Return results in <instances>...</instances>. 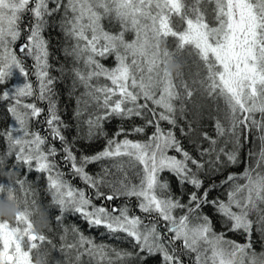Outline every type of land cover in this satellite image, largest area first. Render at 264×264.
<instances>
[{"label": "snow or ice", "instance_id": "6c2138e0", "mask_svg": "<svg viewBox=\"0 0 264 264\" xmlns=\"http://www.w3.org/2000/svg\"><path fill=\"white\" fill-rule=\"evenodd\" d=\"M58 15L61 31L74 41L65 49L73 60L67 70L72 90L82 86V96L89 98L84 103H94L97 110L83 121L86 132L79 131L78 123V136L89 144L105 140L102 150L94 154L81 151L78 157L73 151L76 138L70 142L62 131L67 125L59 115L56 78L49 71L48 41L43 36ZM209 15L214 23H209ZM105 18L115 20L120 30H105L101 23ZM128 33L133 34L131 40L126 38ZM169 38L175 51L168 46ZM185 50L196 58L198 69L191 85L183 78L185 63L178 58ZM28 59L33 61L31 69ZM104 59H113L114 66H105ZM170 61L181 67L175 76L165 70ZM17 73L23 78L21 84L11 83ZM33 75L38 87L31 82ZM101 78L105 83L99 82ZM196 92L222 100L229 121L228 128L219 120L215 123L217 136L229 138L223 147L217 146L216 138L202 134L209 147L199 150V159L184 149L174 131L160 127V121L177 127V111L187 119L185 101H191ZM81 99L77 98L74 114L78 120L84 111L79 107ZM174 101L180 102L179 109ZM0 103H6L12 120L0 129L4 143L0 168L12 160L7 171L17 176L14 182L0 181V200L13 198L20 209L13 221H0V264H34L33 250L41 256L39 264H51L48 253L39 249L43 243L56 248L45 234L33 232L31 210L40 208L47 217L48 212L38 199L29 198L20 170L46 174V190L51 203L58 206V223L65 213L79 214L90 228L102 227L111 238L131 244L130 250L109 248L81 234L77 244L65 246L68 249L84 248L108 264H147L157 256L160 264H184V256L193 264H264V252L257 253L253 243L264 237V0H0ZM112 118H139L144 124L120 127L109 136L103 122ZM33 123L46 125L48 135L33 130ZM147 127L154 128L147 139L129 138L145 134ZM253 129L260 134L261 145L257 154L249 153V161L258 155L255 167L249 162L242 173H229L220 181L222 187L228 185L226 199H209L215 183L204 188L199 174L206 166L217 173L236 165L241 138L247 139ZM195 131L191 121L187 129L180 127L186 136ZM61 153L69 174L79 178L91 194L65 178L68 174L56 160ZM102 161L110 164L103 165L100 173L86 171ZM165 172L178 189L193 188L186 202L184 193L173 192ZM18 191L25 193L23 199ZM133 198L144 216L132 214L127 201ZM114 200L125 202L111 204ZM205 207L219 217V231L203 212ZM228 233L241 234L244 242L228 239ZM259 242L264 245V240Z\"/></svg>", "mask_w": 264, "mask_h": 264}, {"label": "trees", "instance_id": "16d2710c", "mask_svg": "<svg viewBox=\"0 0 264 264\" xmlns=\"http://www.w3.org/2000/svg\"><path fill=\"white\" fill-rule=\"evenodd\" d=\"M210 7V6H209ZM211 16L209 15L208 21L212 23ZM59 15L53 17V26L48 28L44 31L43 36L48 41V51H49V64H50V74L51 76L56 78V83L54 85L55 90L58 94V110L59 115L61 116L67 128L62 129L63 134L67 137V139L71 142L73 138H76V146L73 151L79 157L81 151L87 154H94L105 145V140L103 138L94 140L92 143H86L84 140H81L78 136V123L79 129H82V132L87 131V126L83 123V121L87 120L90 114L95 113L97 110L95 108L94 103L85 104L84 101H87L89 98L87 96H82L85 92V89L82 86H78L75 92L72 90V76L71 73L67 70L70 69L73 65L72 58L67 57L65 55V49L71 47L74 41L65 37L63 32L61 31L57 21H59ZM29 20V16L25 15L24 23H27ZM104 19L101 21L102 27L111 32L110 28L103 25ZM114 24V23H113ZM23 27V25H22ZM116 28V27H115ZM116 30V29H114ZM118 31V30H116ZM113 32V31H112ZM133 34L128 33L127 37H132ZM169 41H172V38H169ZM23 41H21L22 43ZM18 46V45H17ZM175 51V49L173 50ZM182 62L185 63V66L182 68L184 73V79L191 85L192 79L196 78L195 74L198 71L196 67V58L191 55L187 50L181 53L178 57ZM30 60L26 61L27 66L31 69L29 64ZM105 66H108L109 59H104L101 61ZM177 63V62H176ZM178 64V63H177ZM179 65V64H178ZM83 67V65H79ZM180 67V65H179ZM181 69V67H180ZM181 71V70H180ZM180 71H177L179 73ZM34 77V76H32ZM31 77V80H32ZM100 83H105L104 80L101 78L99 81ZM174 82L179 85L180 78L176 77ZM33 85L35 86L36 82L32 81ZM95 83V81H94ZM199 87V85H197ZM179 91H183V88L180 87ZM81 102L79 104L80 109L84 110L83 115L79 117V120L75 117V111L77 109V98H80ZM31 102V101H29ZM143 103V101H140ZM177 109H179L180 102L174 101ZM186 104V117L187 119L181 118L179 111L176 113V117L178 120V125L175 128H172L165 121H160V127L165 130H172L174 131L177 139H179L187 151L194 157L199 159V150L201 148L209 147V143L207 140H203V133H207L209 136H212L217 139L218 147H223L225 142L229 139L227 135L225 136H217V131L215 128V123L217 120L225 127H229V121L226 117L225 112V105L223 101H214L211 98H208L205 95H202L201 92H196L194 96L191 98V101H185ZM40 107L46 108V105L41 103ZM85 107V109H83ZM158 111H160L158 109ZM257 115V119H259V114ZM9 115L6 112V103H0V129L9 125ZM192 122V127L196 130L190 136L183 135L180 132V127H184L187 129L188 122ZM144 121L139 118H134L132 120H118L116 118H112L110 120L103 122V130L107 135L111 136L118 128L123 127L126 129H130L135 125H143ZM33 130H38L41 132L42 135H48L46 131V125L43 123H33L32 125ZM154 132L153 127H147L146 132L143 135L135 134L131 135L129 138L132 140H145L147 139L148 135ZM259 133L253 129L251 133L247 136V139L241 138V147L239 151V162L227 168H224L222 171L213 173L211 171L206 170L202 171L199 175L200 178L203 180V187L207 188L209 185L215 183V189L210 192L209 199L219 197L220 199H226V194L228 190V185H224L223 187L220 184V181L224 179L229 173H242L245 167H247L248 163L251 162L253 167H255L256 161L258 159V155H253L251 161H249V153L257 154L260 149V139ZM51 140V137H49ZM55 147L60 149L61 144L59 141H55ZM232 145L229 143L228 148L230 149ZM4 149V143L0 141V152ZM79 149L80 151H78ZM170 155H178L174 151L169 152ZM61 156L58 155L56 157L57 161H61ZM126 159V158H124ZM207 159V157H205ZM12 160H8L5 170L10 169L12 167ZM110 164L109 161H102L99 163H93L86 168V171L92 175H96L100 173L101 167L103 165ZM61 169L68 175H66V179L70 180L71 184L74 187L85 189L86 192L89 194L92 193L91 189H88L87 186L79 179L72 177L70 173V169L68 167H64L63 162L60 163ZM112 172L115 175H120L116 173V169L113 168ZM129 175L132 176L131 170H129ZM164 177H167L171 181V188L174 193L180 194L184 193L183 201L186 202L188 199L187 193L193 191L191 186L185 185L183 188L178 189L176 185V181L174 178H171L170 174L165 172L163 173ZM20 178L25 179L26 183L24 185L25 189H29V198L30 199H38L39 203L43 206L45 210L48 212L49 217V227L43 231L47 237L51 239L53 244L56 245L55 250H53L52 245L48 243H43L39 249L41 253L47 252L48 253V260L51 264H95L93 258L95 255H89L84 248H71L68 249L65 246L68 244H77L79 241V237L83 234L86 238L94 240L97 245H105L109 248H117V249H131V244L125 240H116L111 238L109 234L106 233L105 229L101 228H90L87 222L79 215L75 213H65L62 222L56 221V216L58 213V206L53 205L51 203V196L46 190V174L38 173L36 171H32L31 174H27L26 171L20 170ZM135 179V177H132ZM17 176H15V180ZM0 181H7L3 177H0ZM243 183V181H240ZM203 190V189H202ZM201 190V191H202ZM106 191V189H105ZM18 196L21 199L24 198L25 193L18 191ZM125 201L124 200H114L111 204L115 205H122ZM96 205H100V200H94ZM129 207L132 210V214H137L140 216H144L145 214L140 213L136 208V200L133 198L132 200L127 201ZM110 206V205H107ZM203 212L211 216L213 222L216 224L219 221V217L213 214V210L211 207H205ZM177 216L180 215V211L177 210L175 213ZM255 217H253L254 219ZM78 229V231H73V229ZM216 230L219 231L220 227L216 226ZM163 231V230H161ZM123 236V234H117ZM228 239L235 240L237 242L243 243L244 237L239 233H228ZM259 240H264V237H260ZM258 239H254V247L257 253L264 252V245L259 242ZM63 249V250H61ZM33 259L37 258L38 264L41 260V256L37 255V250H33L32 252ZM184 262H191L193 260L189 256L183 257ZM147 264H160L159 257H155L149 259Z\"/></svg>", "mask_w": 264, "mask_h": 264}, {"label": "clouds", "instance_id": "9594fccd", "mask_svg": "<svg viewBox=\"0 0 264 264\" xmlns=\"http://www.w3.org/2000/svg\"><path fill=\"white\" fill-rule=\"evenodd\" d=\"M165 70L170 75L175 76L177 71H180L181 69L175 61H170L166 64ZM15 176V173H12L10 176L7 170L0 168V177H3L5 180L14 182ZM19 211L20 209L18 208L15 199L5 196L3 200H0V221H13ZM31 212L30 219L33 225V232L35 234L43 233V231L49 227L47 214L40 208H33ZM34 264H38L37 258L34 259Z\"/></svg>", "mask_w": 264, "mask_h": 264}, {"label": "rangeland", "instance_id": "374dc122", "mask_svg": "<svg viewBox=\"0 0 264 264\" xmlns=\"http://www.w3.org/2000/svg\"><path fill=\"white\" fill-rule=\"evenodd\" d=\"M211 21H212V23H214V21L212 20V18H211ZM114 23V24H113ZM103 25L104 26H108L109 28H110V30H111V32L113 31V32H118L120 29H119V24L115 21V20H112L111 22L109 21V19H107V18H105L104 19V22H103ZM116 27V28H115ZM114 29H116V30H118V31H116V30H114ZM132 34V33H131ZM133 38V36L132 37H128L127 39H129V40H131ZM168 46L170 47V48H172V50H174L175 49V47H174V44H173V42L172 41H169V44H168ZM17 48H18V46H17ZM30 60V62H29V64L30 65H32V63H33V61L31 60V59H29ZM72 62H73V60H72ZM108 67H112V66H114V60L113 59H109V62H108ZM80 67V66H79ZM34 76V75H33ZM32 77V76H31ZM32 81H35L36 82V84H35V86L34 87H38V82H37V80H36V77L34 76V77H32V80H31V82ZM105 82V81H104ZM11 83H14V84H21V83H23V78L22 77H20L19 76V74L17 73L15 76H14V78H13V80H12V82ZM33 84V83H32ZM83 109H85V107H83ZM10 117V116H9ZM10 123H12V120H11V118L9 119V124ZM79 131H81L82 132V129H79ZM179 216V215H178ZM163 222H161V224H162ZM216 226L217 227H220V223L218 222L217 224H216ZM161 230H163L162 228H161ZM159 257V256H158ZM159 259H160V257H159ZM93 261L95 262V264H108V261L105 259V260H101V258H100V256H98V255H95L94 256V258H93ZM209 264H210V262H209Z\"/></svg>", "mask_w": 264, "mask_h": 264}, {"label": "flooded vegetation", "instance_id": "af4514ba", "mask_svg": "<svg viewBox=\"0 0 264 264\" xmlns=\"http://www.w3.org/2000/svg\"><path fill=\"white\" fill-rule=\"evenodd\" d=\"M184 264H193V263L192 261L191 262L189 261V262H184Z\"/></svg>", "mask_w": 264, "mask_h": 264}]
</instances>
